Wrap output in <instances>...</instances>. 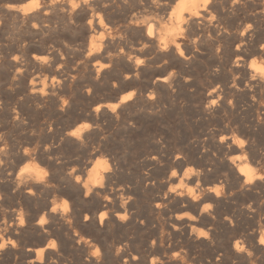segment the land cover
Returning a JSON list of instances; mask_svg holds the SVG:
<instances>
[{"label": "bare ground", "instance_id": "6f19581e", "mask_svg": "<svg viewBox=\"0 0 264 264\" xmlns=\"http://www.w3.org/2000/svg\"><path fill=\"white\" fill-rule=\"evenodd\" d=\"M133 1L137 0H75V4L80 6L74 7L73 0H44V3L39 0V6L36 0H27L18 5H10L9 9L16 10L18 15L22 16L31 32L27 41L23 39L17 43L16 51L23 53L27 46L31 47L30 44L35 43L34 38H37L50 55H27L24 60L18 54L12 59H8L10 56L2 58L0 69L3 68L4 73L0 74V86L15 90L16 94H20L36 109L50 105L61 117L67 116V120L60 128L55 125L49 129L46 127L38 130L44 135L39 144H35V139L40 134L37 136L35 131L28 129V137L23 132L25 137L33 141L34 146H17L12 149V155L16 157L13 163L12 160L9 162L12 155H6L9 154L7 145L0 142V197L12 195L25 202L26 211H29L28 208L32 211L29 215L20 209L18 217L15 216L16 211L10 213L9 217L13 221H19L15 234L31 232L38 236V239L30 244L22 242L20 236V239H0V245H7L0 248L1 263L193 264L196 260L195 264H232L238 261L248 262L254 255H260L264 260V245L259 243L260 239L264 238V232L260 238L255 239L256 236H253L252 232L242 227L245 223L254 224L260 221L262 215L264 219V180L259 179L264 176L263 29L255 30L247 26L244 28L243 24L237 26L239 23H225L222 26L221 21L215 22L212 13L210 14L215 0L210 3L207 0H138V4H133ZM126 7H130L129 11ZM122 11H125L124 14ZM258 16H264V12ZM56 18H61L69 27L79 30L77 39L81 42L80 46L86 52L88 61L84 68L68 70L65 66H53L61 61L66 51L69 52L71 43L74 42L75 46L77 41L75 39L67 43L58 36L56 50H52V46L51 49L49 47L53 43L52 40L49 48L46 47L52 37L50 34L51 37L47 40L48 32L56 29ZM254 20L256 21L255 18ZM119 24L123 25L125 30L137 32L138 35L134 39L131 35L132 40L125 39V36L122 38L117 32L114 33ZM225 35H232L231 38L235 37L239 41L229 60H213L211 63L203 61L202 67L197 66L196 63L204 60L208 50L205 47L209 44L204 47L203 42L207 43L212 39L215 43ZM187 37L191 43L184 41ZM226 38L227 36L225 40ZM212 47L214 49L215 46ZM181 52L184 54L181 55ZM252 55L258 56L261 62L247 63L244 57L247 59ZM48 58L51 59V66ZM140 60L144 63L138 64L137 61ZM34 68L38 71L37 74L33 73ZM82 69L85 70L86 76L82 74ZM46 70L54 74L51 80L47 79L52 75H48L50 77L47 79L42 77L41 73ZM103 85L113 86L106 100L96 95ZM103 88L105 89V86ZM129 95H132V98L125 101V97ZM79 98L83 100L80 101ZM185 104L191 108L188 120L197 127L196 130L192 126L198 132V136L195 135L197 138L193 136L196 140L193 141L190 134L182 138L181 135H171L182 139L179 145L171 147L167 137L156 128L148 133L149 137L147 136L152 149L143 148V156H140L143 158H139L140 161L134 170L133 166L130 168L128 160L123 159L129 167L121 161L119 154L110 152L108 146L100 140L108 126L116 131L128 133L132 138V133L140 129L139 125L146 117L157 124L156 121L160 120L169 107L175 108L176 105L181 108ZM6 105L9 108V103ZM16 111L18 110L15 109L13 119L22 123L23 112L21 109ZM84 125L88 127L85 128ZM77 130L78 137L70 135ZM141 130L145 131V128ZM139 137L136 139L139 140ZM236 141L244 143L241 145ZM96 143L99 144L98 147L94 146ZM65 146L76 150L83 148L85 151L83 156L76 153L80 157L67 159L63 156L65 151L62 153ZM119 149L122 151L123 148ZM124 152L127 153V150ZM34 159L41 161L44 171L30 165L31 163L25 165L24 162L28 163ZM21 163L25 166L21 167ZM44 173L48 175L45 176ZM252 175L256 179L248 183ZM97 181L99 183H96ZM173 189L175 191H172ZM58 197L64 201L61 199L63 202H57ZM142 213L151 217L160 213L168 215L167 218H170L172 224L167 222L172 225L176 239H167V235L166 239H154L152 236V239H128L129 233L125 235L127 239H82V234L75 238L76 234L70 230L72 225L85 223L95 229L97 236L115 228L127 232L129 223L137 224ZM122 217L124 219H121ZM21 219L23 224L20 223ZM41 220L47 223L41 224ZM198 224L208 225L210 228L222 225L230 229L231 237L224 242L210 239L212 237L206 229L197 230ZM237 226L239 230L235 229ZM78 228L80 231L79 226ZM6 229L5 227V231ZM201 233L205 235L202 236ZM236 234H242L243 239L246 237L247 246L243 239H234ZM154 235L156 236V232ZM62 236L65 239H61ZM13 243L15 247L12 246ZM52 244H55L54 248L50 247ZM237 245L244 251H239Z\"/></svg>", "mask_w": 264, "mask_h": 264}, {"label": "rangeland", "instance_id": "374dc122", "mask_svg": "<svg viewBox=\"0 0 264 264\" xmlns=\"http://www.w3.org/2000/svg\"><path fill=\"white\" fill-rule=\"evenodd\" d=\"M12 1V2H11ZM16 1H18V2H16ZM27 0H24V1H22V0H0V55H1V57H0V64L2 63L1 61L3 60V59H6V58H8L9 56V58L8 59H12L14 56H15V54H18L19 56H21V59L22 60H24V58H26L27 57V55L29 56L30 55V57H32L33 55H39V56H45V55H47L48 57H49V53H48V51L47 50H45L44 49V46H42L41 44H39V42H38V39L37 38H34L35 40H34V42L36 43L37 42V44L35 45V43H32V44H30V45H32L33 46V48H32V46L30 47V46H27L26 48H25V50H24V52L23 53H21L20 51H18V52H20V53H18L16 50H17V43H20V41H22L23 39H24V41H27V39L29 38L28 36H30V34H31V32H30V29L27 27V25H26V23L24 22V20H23V18H22V16H20V15H18V13H17V11L16 10H13V9H9V7H10V5H18V4H21V2L23 3V2H26ZM29 1V0H28ZM42 3H44V0H40ZM138 1V0H137ZM137 1H133L132 3L133 4H135ZM212 1H214V0H212ZM220 1V2H219ZM222 1V2H221ZM228 1V2H227ZM242 0H215L214 1V7L211 9V12H210V14L211 15H213V17H214V20H215V22L216 21H221V23H223L222 24V26L226 23V24H228V23H232V24H238L237 26H241L242 24V27L244 26V28L247 26L248 28H255V30L257 29H263V30H261V31H264V16H258V15H260V13H262V12H264V0H246L245 2H244V0L241 2ZM237 2V3H236ZM13 3V4H12ZM131 3V4H132ZM232 3V4H231ZM132 4V5H133ZM137 4H138V2H137ZM222 4V5H221ZM224 4V5H223ZM231 4V6H229ZM227 6L228 7H230V8H227ZM5 7V8H4ZM8 7V8H7ZM221 7V8H220ZM224 7H226V8H224ZM129 8L130 7H126V9H128V11H129ZM235 8H237V9H235ZM240 8H242V9H240ZM244 8V9H243ZM257 8V9H256ZM220 9H221V11H220ZM6 10H7V12H6ZM11 10V11H10ZM131 10L132 11H136L135 9L133 10L132 8H131ZM228 10V11H227ZM235 10V11H234ZM243 10V11H242ZM245 10H247L246 12H245ZM240 11L243 13H240ZM11 12H13V13H11ZM123 12H125V11H122L121 13L122 14H124ZM217 12V13H216ZM220 12H221V14H220ZM225 14H224V13ZM227 12H228V14H227ZM232 12V13H231ZM234 12H235V14H234ZM7 13H8V15H7ZM11 13V14H10ZM136 13V12H135ZM216 15H214V14ZM249 14V15H247V14ZM234 16H233V15ZM238 14V15H237ZM240 14H242V15H240ZM246 14V15H245ZM211 15H209V17L211 18L212 16ZM231 15V16H230ZM12 16V17H11ZM20 16V17H19ZM237 16V17H236ZM247 16V18H245ZM10 17V18H9ZM217 17V18H216ZM239 17V18H238ZM241 17V18H240ZM216 18V19H215ZM229 18V19H228ZM248 18H249V20H248ZM250 18H251V20H250ZM254 18L256 19V21L254 20ZM60 19V20H59ZM212 20H213V18H211ZM257 19H259V20H257ZM7 20V21H6ZM17 20V21H16ZM58 20V22H56V21ZM54 20V25L56 26V29H55V31L53 30V32H48V34H47V40L49 39V37H51L50 39H49V41H48V44H47V48H49L50 47V49H51V46H52V50H56L57 49V43L59 42V39L61 40V39H65L66 40V42L67 43H70V41L72 42L73 40H75V39H77L78 38V36L79 35H77V34H79V30L78 29H75L74 27H69V25L67 24V22H63V20L61 19V18H56ZM225 20V21H224ZM3 21V22H2ZM6 21V22H5ZM18 21H19V23H18ZM23 21V22H22ZM254 21H255V23H254ZM259 21L261 22V23H259ZM14 22V23H13ZM214 22V21H213ZM235 22V23H234ZM237 22V23H236ZM244 22V23H243ZM71 23V22H70ZM13 24V25H12ZM61 24V25H60ZM67 24V25H66ZM241 24V25H240ZM247 24V25H246ZM252 24V25H251ZM254 24V25H253ZM259 24V25H258ZM59 25V26H58ZM63 25V26H62ZM255 25H257V26H255ZM24 26V27H23ZM249 26H251V27H249ZM255 26V27H254ZM120 27V28H119ZM257 27V28H256ZM123 28V29H122ZM67 29V30H66ZM18 30V31H17ZM26 30V31H25ZM124 31H126V32H124ZM26 32H27V36H26ZM117 32V34L118 35H120L122 38H124V36L126 37L125 39H130V40H132V38L134 39V37H136L138 34H137V32H134V31H131V30H125V28L123 27V25H121V24H119L118 25V28H117V30H115L114 31V33H116ZM53 33V34H52ZM55 33H56V35H55ZM63 33V34H62ZM69 33V34H68ZM75 33V34H74ZM125 33V34H124ZM130 33H132V34H130ZM134 33V34H133ZM7 34V35H6ZM50 34H51V36H50ZM128 35V37H127V35ZM123 35V36H122ZM132 35V38L130 37ZM23 36H25V37H23ZM60 38H59V37ZM77 36V37H76ZM227 36V38H226V40H225V37ZM229 36H230V39H229ZM14 37V38H13ZM57 37V38H56ZM67 37V38H66ZM232 37V35H225V36H223L222 38H221V40H219L218 42H213V40L211 39V40H209V41H207V43H206V41H205V43L203 42V44H204V47L207 45V44H209V45H207L205 48L206 49H208L207 51H206V54L204 55L205 56V58L203 57V59L204 60H202L201 62H199V63H196L197 64V66H199V67H202L204 64V62H208V63H211V62H213V60H214V62H216V61H220V62H225V61H228L229 60V56L230 55H232V50L235 48V47H237V45H239V41L238 40H236L235 39V37L234 38H231ZM26 38V39H25ZM54 38V39H53ZM59 38V39H58ZM13 39V40H12ZM15 39V40H14ZM68 39V40H67ZM7 40H11L10 42L9 41H7ZM50 40H52L53 41V43H51V41ZM185 42L187 41V43H191L190 41V38H186L185 40H184ZM223 42V43H219V42ZM235 41V42H234ZM14 42V43H13ZM57 42V43H56ZM212 42V43H211ZM229 42H230V44H229ZM7 43H9V44H7ZM51 43V44H50ZM57 45H56V44ZM80 43L81 42H79V40L77 39V41H76V43H75V46H74V42L73 43H71L72 45L70 46V50H69V52L68 51H66L65 52V54H63L62 55V59H61V63L62 64H60V62L58 63V64H55V65H53L54 67H56V65L57 66H59V65H61L62 67L63 66H65V69H68V70H73V68L74 69H77L78 67H80V68H84L83 66L84 65H86V64H88V61H87V57L85 56L86 55V52H84L83 50V48H82V46H80ZM233 45H232V44ZM15 44V45H14ZM49 44H50V46H49ZM53 44H55V45H53ZM220 44H221V46H220ZM223 44H225L227 47H229V46H234V47H229V48H227L225 45H223ZM228 44V45H227ZM236 44V45H235ZM8 45H10V47H8L7 48V46ZM14 46L13 48H12V46ZM39 45H41V46H39ZM49 46V47H48ZM74 46V47H73ZM212 46H215L214 47V49L216 48V50H214L213 49V47ZM220 46V47H219ZM53 47H54V49H53ZM56 47V48H55ZM210 47V48H209ZM218 47V48H217ZM37 48V49H36ZM225 48V49H224ZM4 49V50H3ZM9 49H10V51H9ZM14 49H15V51H14ZM34 49H36V50H34ZM218 49V50H217ZM26 50H28V51H26ZM42 50H44V51H42ZM76 50V51H75ZM226 50V51H225ZM228 50V51H227ZM230 50V51H229ZM6 51V52H5ZM73 51V52H72ZM210 53H209V52ZM11 52V53H10ZM13 52V53H12ZM17 52V53H16ZM41 52H43V54L41 53ZM76 52V54H74ZM84 52V53H83ZM208 52V53H207ZM218 52H220V53H218ZM7 53V54H6ZM10 53V54H9ZM27 53V54H26ZM30 53H32V54H30ZM34 53V54H33ZM48 53V54H47ZM82 53V54H81ZM219 54V56H216V55H218ZM8 55V56H6V55ZM41 54V55H40ZM66 54H68V55H66ZM76 55V56H74V55ZM207 54H209V56L207 55ZM214 54V55H213ZM227 54V55H226ZM3 55H5V56H3ZM32 55V56H31ZM82 55H84V56H82ZM3 56V57H2ZM66 56V57H65ZM68 56V57H67ZM209 58H208V57ZM216 56V57H215ZM73 57V58H72ZM86 57V58H85ZM211 57V58H210ZM252 57H253V59H252ZM3 58V59H2ZM208 58V59H207ZM227 58H228V60H227ZM258 60H257V59ZM2 59V60H1ZM74 59V60H73ZM205 59H206V61H205ZM211 59V60H210ZM244 59H245V61L247 62V63H249L250 61L251 62H257V63H260L261 62V59L257 56H254V55H252V56H250V57H247V59H246V57H244ZM252 59V60H251ZM50 58H48V63L50 62ZM68 60V61H67ZM82 60V61H81ZM64 61V62H63ZM74 61H76L75 63H74ZM78 61V62H77ZM81 61V62H80ZM84 61V62H83ZM204 61V62H203ZM249 61V62H248ZM68 62V63H67ZM63 63L65 64V65H63ZM70 63V64H69ZM201 63V64H200ZM50 64V66H51V62L49 63ZM69 65V67H68V65ZM73 64V65H72ZM77 64H79V65H77ZM91 63H89V65H90ZM47 66H49L48 64H47ZM49 66V67H50ZM67 66V67H66ZM71 68V69H70ZM35 70V71H34ZM3 71V72H2ZM32 71H33V73L34 74H37V70L34 68V69H32ZM84 72V73H83ZM4 73V69L2 68V69H0V74H3ZM45 73V74H44ZM48 73V74H47ZM44 74V75H43ZM82 74L83 75H85L86 76V74H85V70L84 69H82ZM41 75H42V77L44 78V77H46V79L48 78V77H50L51 75V77L50 78H48L47 80H51V78L54 76V74L52 73V72H50L49 70H46V71H44V72H42L41 73ZM48 75H50V76H48ZM105 86V89L103 88ZM3 89H4V91H3ZM102 89H104L103 91H102ZM113 89V86L112 85H103L99 90H98V92H97V94L96 95H99V96H101L102 97V100H106L105 98H107V95L111 92V90ZM8 90H10V91H8ZM108 91V92H107ZM3 96H6V98L5 97H3ZM11 98H10V97ZM18 96V97H17ZM22 96L19 94H16V92H15V90H11V89H9L7 86L6 87H3V86H0V142L2 143H4L5 145H7L6 146V148H7V153H9V154H6L7 156L9 155V156H11L13 153H12V149H14L15 147H17V146H21V147H25V146H28L29 145V147H33L34 146V143L32 144V140H30V138L28 139V137H30V135L27 133V131H28V129H30V130H33V132L34 133H36L37 134V136H38V134H40V130L41 129H43V128H46V129H49L50 127H55V125L57 126V127H62L64 124H65V122H66V120H67V116H60V114L58 113V111L57 110H55L54 108H52L50 105H45V106H40V108L39 107H37V109H36V107H34V105L33 104H31L30 102L28 103V101H26L25 99H23V97L21 98ZM10 98V99H9ZM15 99V100H14ZM81 99V100H80ZM9 100H13L12 102H13V105H12V103H11V101H9ZM19 100V101H18ZM79 100L80 101H82L83 99L82 98H79ZM2 101V102H1ZM3 102H4V104H3ZM9 103V108H8V105H6V104H8ZM22 102H23V104H22ZM15 103V104H14ZM10 104L12 105V106H10ZM4 105V106H3ZM13 106H14V108H13ZM50 106V107H49ZM184 105H182L181 106V108L179 107H177L176 105H175V108H174V106L173 107H169L168 108V110L160 117V120H161V122H160V120L158 119V121H156V122H158L157 124L156 123H154L153 121H151V120H149V118L148 117H146V116H143V118H145V120H142L143 122L140 124V125H143V124H145L146 123V125H143L142 127L139 125V128L140 129H138L137 131H135L134 133H132V138H130L128 135V133H125V132H123V131H121L120 130V132H119V130L118 131H116L113 127H109L108 126V128L110 129V131H109V129L107 128L105 131H104V134L105 133H108V134H106V135H102L100 138V140H102V143L105 145V146H108V150L110 151V152H112V153H116V154H121L120 156L118 155V157L121 159V161H124L125 162V160H128L127 161V163H129V164H131V166H130V168H132V166H133V170H134V168L136 167V164L138 163V161H140V159L139 158H141L140 156H143V153H144V150L146 149V148H148L149 150L150 149H152L151 148V143L149 144L148 143V140H149V138H147V136L149 137V134L153 131V130H155L156 128H157V130L159 131V132H162L163 133V136L164 137H167V140H168V143L170 144V146L171 147H174L175 145H179L181 142H182V139H176L174 136H172L171 137V135H181L180 137L182 138L183 136H190V135H192V139H193V141H195L196 139L194 138V137H196V136H198V132L196 131L197 130V127L194 125L193 126V124L190 122V120H188L189 119V117L188 116H190V113H191V108H189L190 106L189 105H187V104H185V106L183 107ZM186 106H188V108H186ZM7 107V108H6ZM17 107V108H16ZM35 109V111L37 112H35L34 111V109ZM41 107H43V109L41 108ZM177 107V108H176ZM32 108V109H31ZM15 109L16 110H22V112H23V121H22V123H20V122H17V121H14V114H15ZM43 111H45V112H43ZM44 109H46L47 110V112H46V110H44ZM52 109V110H51ZM53 109H54V111H53ZM171 109V110H170ZM179 109V110H178ZM184 109V110H183ZM189 111H187V110ZM190 109V110H189ZM30 111V113H29V111ZM40 110H41V112H40ZM183 112H182V111ZM14 111V112H13ZM18 111H16V112H18ZM57 111V112H56ZM168 112V113H167ZM185 112H186V115H185ZM2 113V114H1ZM44 113V114H43ZM50 113V114H49ZM54 113V114H53ZM57 113V114H56ZM183 115H182V114ZM40 114V115H39ZM170 114V115H169ZM172 114H174V116L172 115ZM179 114V115H178ZM8 115V116H7ZM29 115V116H28ZM47 115V116H46ZM52 115V116H51ZM72 115V114H71ZM172 115V116H171ZM50 116V117H49ZM57 116V117H56ZM169 116H171V117H169ZM182 116V117H181ZM35 117V118H34ZM188 117V118H187ZM37 118H38V120H37ZM57 118V119H56ZM142 118V119H143ZM164 118V119H163ZM175 120H174V119ZM185 120H184V119ZM7 119H9V120H7ZM25 119V120H24ZM178 119V120H177ZM183 119V120H182ZM4 120H5V122L7 123V121H8V123L7 124H5V122H4ZM40 120V121H39ZM162 120H164V121H162ZM181 120V121H180ZM13 121H14V123H13ZM46 121V122H45ZM48 121V122H47ZM52 121H53V124H52ZM148 121V122H147ZM151 123H150V122ZM188 121H189V123H188ZM15 122H16V124H15ZM42 122V123H41ZM51 124H50V123ZM160 122V123H159ZM172 122V123H171ZM3 123V124H2ZM45 123V124H44ZM147 123H149V124H147ZM163 125H162V124ZM178 123V124H177ZM183 123V124H182ZM13 124V125H12ZM20 124H22V125H20ZM159 124H160V126H162V127H160L159 126ZM61 125V126H60ZM152 127V128H149L150 126ZM6 126H7V128H6ZM11 126V127H10ZM25 126V127H24ZM29 127V128H27L26 129V127ZM172 126V127H171ZM188 126V127H187ZM196 129V130H194L193 129V127ZM10 129H9V128ZM15 127V128H14ZM17 127H18V129L19 130H17ZM149 129H148V128ZM160 127V128H159ZM175 127V128H174ZM143 128H145V131H143V130H141V129H143ZM147 128V129H146ZM163 128V129H162ZM185 130H183V129ZM4 129V130H3ZM26 131H25V130ZM35 129V130H34ZM150 129H151V131H150ZM160 129H162V131H160ZM181 129V130H180ZM186 129H188V130H186ZM23 130V131H22ZM39 130V131H38ZM115 132H114V131ZM148 130V131H147ZM173 130H175V132L173 131ZM195 132H194V131ZM2 131H3V133H2ZM21 131V132H20ZM39 133H38V132ZM166 131V132H165ZM171 133H170V132ZM188 131H190V132H188ZM193 133H192V132ZM5 132V133H4ZM26 133L25 134V136H28V137H25L24 136V133ZM112 132H114V133H112ZM117 132V133H116ZM144 132V133H143ZM147 134H146V133ZM178 134H177V133ZM186 132V133H185ZM2 133V134H1ZM112 133V134H111ZM124 133V134H123ZM137 135H136V134ZM142 134V135H140V134ZM149 133V134H148ZM174 133V134H173ZM180 133V134H179ZM187 133H188V135H187ZM6 136H5V135ZM20 134V135H19ZM42 134V133H41ZM40 134V136L37 138V139H35V144H39V143H41L40 141H42L43 139H44V135L42 134L41 135ZM111 134V135H110ZM117 134V135H116ZM120 134H122V135H120ZM126 134V135H125ZM170 134V135H169ZM190 134V135H189ZM194 134V135H193ZM197 134V135H196ZM1 135H2V137H1ZM125 135V136H124ZM135 135V136H134ZM145 135V136H144ZM196 135V136H195ZM7 136H8V138H7ZM16 136H18V137H16ZM106 136H108V138L106 137ZM126 138H129L128 140H129V142H128V140L127 139H125L124 137ZM139 136H141V138L139 137V140H137L138 139V137ZM194 136V137H193ZM6 137V138H5ZM19 137H21L22 139L20 140V138ZM43 137V138H42ZM112 137V138H111ZM121 137V138H120ZM123 137V138H122ZM11 138H14V139H11ZM15 138H18V139H15ZM104 138V139H103ZM115 138V139H114ZM137 138V139H136ZM145 138V139H144ZM175 139V141H174V139ZM197 138V137H196ZM10 139V140H9ZM24 139V140H23ZM117 139V140H116ZM134 139V140H133ZM136 139V140H135ZM141 139V140H140ZM195 139V140H194ZM6 140V141H5ZM11 140H14V141H12L11 142ZM23 140V141H22ZM172 140V141H171ZM9 141V142H8ZM25 141V142H24ZM28 141V142H27ZM135 143H134V142ZM138 141V142H137ZM142 141V142H141ZM145 141H147V142H145ZM180 141V142H179ZM23 142V143H22ZM37 142V143H36ZM120 142V143H119ZM174 142V143H173ZM31 143V144H30ZM97 143H99L98 141H97ZM97 143L96 144H94V146L95 147H98V145H97ZM139 143V144H138ZM107 144V145H106ZM111 144V145H110ZM114 144H117L116 146L118 147V148H116V146L114 145ZM119 144H120V147H119ZM122 144V145H121ZM127 144V145H126ZM141 144H144V145H141ZM149 144V145H148ZM172 144V145H171ZM174 144V145H173ZM32 145V146H31ZM135 145V146H134ZM115 147V148H112V147ZM123 146V147H122ZM130 146L133 148H130ZM145 146V147H144ZM147 146H149V147H147ZM68 148V150L69 151H71V152H69L68 150H67V148ZM111 148V149H110ZM119 148H123V149H125V150H123L122 149V151H120V149ZM137 148V149H136ZM141 148V149H140ZM143 148H145L144 150H143ZM66 149V150H65ZM113 149V150H112ZM115 149H117V151H115L114 152V150ZM132 149V150H131ZM134 149H135V151H134ZM74 150V151H73ZM79 150V151H78ZM127 150V153L126 152H124V151H126ZM142 150V151H141ZM63 151H65L64 153H63ZM78 151V152H77ZM83 151V152H82ZM84 151H85V149H83V148H79V149H75V148H72V147H69V146H65V148L64 149H62V153L64 154H62L64 157H66L67 159L68 158H70V159H74V158H78V157H80V156H78V154L80 155L81 154V156H83V153H84ZM137 151V152H136ZM140 151V152H139ZM11 152V153H10ZM74 152H75V154L76 153H78V154H74ZM121 152V153H120ZM133 152V153H132ZM137 153V154H136ZM133 156L132 158H131V155ZM137 156H136V155ZM74 155V156H73ZM123 156V157H122ZM124 156H126V157H124ZM12 157H13V159H12ZM12 157H10L9 158V162L11 161V163H13V161H15L16 160V157H14L13 155H12ZM74 157V158H73ZM127 158V159H126ZM143 158V157H142ZM141 158V159H142ZM123 159H125V160H123ZM133 160V161H132ZM33 161H35L34 163H33ZM33 161H31L30 160V162H24L25 163V165H28V164H30V165H34V166H37L38 168H40L41 170H45L44 169V165L41 163V161H39V160H33ZM38 162V163H37ZM24 163H21V167H23V166H25V165H23ZM37 163V164H36ZM126 163V162H125ZM127 163H126V166H128L127 165ZM39 164H40V166H39ZM42 164V165H41ZM133 164H135V166L133 165ZM41 166H43V167H41ZM129 167V166H128ZM10 196V197H9ZM9 196H1L0 197V232H2V233H0V239H2V238H4V239H16L18 236H20V238H22L21 239V241L22 242H24V243H28V244H30V243H33L36 239H38V236L37 235H35V234H33V233H31V232H25V233H18L19 235H17V234H15V232H16V224L19 222L18 220H15L14 219V221H13V219H11L10 217H9V215H10V213H12L13 211H16V213H15V216L16 217H18V213H19V210L20 209H22V210H24L25 211V213H27V214H31L32 213V211L28 208V210L30 211H26V205H25V202L23 201V200H21V199H17V198H15V197H13L12 195H9ZM14 199V200H13ZM64 201V199L63 198H61V197H58L57 198V202H63L62 200ZM8 200V201H7ZM2 201H4V202H2ZM10 202V203H9ZM14 202H16V203H14ZM7 204V206L8 207H6V204ZM12 203V204H11ZM17 203H19V204H17ZM24 203V204H23ZM11 204V205H10ZM4 205V206H3ZM2 206V207H1ZM11 206V207H10ZM14 206V207H13ZM20 206V207H19ZM22 206V207H21ZM6 207V208H5ZM11 209H10V208ZM3 208V209H2ZM13 209H15V210H13ZM3 210V211H2ZM10 210V211H9ZM3 214V215H2ZM162 215V216H161ZM148 216H150V215H147V214H145V213H142V217H141V219H139V221L137 222V224H134V223H132L131 222V224L129 223V229H128V231L126 232V231H124V230H122V229H117V228H115V229H110L109 231H107V233L106 232H104V233H102V235L100 236H97V235H95V229L93 230V229H91V226L90 225H87V224H85V223H81V224H79V225H72L73 227H71L70 228V230L72 231V233H75L76 234V237L75 238H77V236H78V238H79V235H81L80 237L82 238V239H105L106 237V239H114V238H116V239H127L126 237L127 236H130V237H128V239H136V237H138L139 239H141V238H143V239H146V238H148V239H152V237H155L154 239H166V235H167V239L169 238V239H176L175 237H174V233L172 232L173 231V229H172V225H169L168 224V222L170 221V218L168 217L167 218V216L168 215H166V214H157V215H155L152 219L150 218V217H148ZM158 216V217H157ZM162 217H163V219H162ZM167 219H166V218ZM15 218V217H14ZM148 218H150V219H148ZM156 218H157V220H156ZM8 219V220H7ZM12 221V222H14V223H12L10 220ZM159 219H161V220H159ZM150 220V221H149ZM154 220H156V222H157V224H155L156 222L154 221ZM260 221H257V222H254V224H252V222H249V223H245L242 227L245 229V230H248L249 232H252L253 233V236H256L255 237V239H258V238H260V236L262 235V233L264 232V231H262L263 229H264V219H263V215L260 217V219H259ZM7 221V222H6ZM142 221V224H140V222ZM154 223H153V222ZM159 221H160V223H159ZM162 221V222H161ZM168 221V222H167ZM16 222V223H15ZM144 222V223H143ZM147 222V223H146ZM12 223V224H11ZM151 223V224H150ZM164 223V224H163ZM258 223H259V225L261 226H259L258 225ZM261 223H262V225H261ZM6 224H8V225H6ZM83 224V225H82ZM85 224V225H84ZM138 224H140V225H138ZM145 224V225H144ZM146 224H148V225H146ZM161 224V225H160ZM166 224V226H164ZM170 224H172V221H170ZM249 224V225H248ZM251 224V225H250ZM2 225V226H1ZM136 225V226H135ZM150 225V226H149ZM155 225V226H154ZM202 225V227H200ZM198 224V227H197V230H201V231H206L207 230V232H209V236L210 237H212V238H210V239H216V240H218V241H220V242H224L226 239H228V238H230L231 237V231H230V229H227V228H225L224 226H222V225H217V226H215L213 229L212 228H210L208 225H203V224ZM246 225V226H245ZM255 227H254V226ZM11 226V227H10ZM78 226L80 227V231H79V228H78ZM84 226V228H82V227ZM134 226V227H133ZM141 226V227H140ZM146 229H144L143 227ZM158 226V227H157ZM161 226H162V228H161ZM169 226V227H168ZM204 226H206L205 228H203ZM253 226V227H252ZM5 227L7 228L6 229V231H5ZM75 227H77V228H75ZM168 227V229L166 230V228ZM200 227V228H199ZM248 227V228H247ZM4 228V229H3ZM10 228V229H9ZM75 228V229H74ZM86 228V229H85ZM149 228V229H148ZM159 228V229H158ZM208 228H210V229H208ZM219 228V229H218ZM253 228V229H252ZM76 229H78V230H76ZM83 229V230H82ZM87 229H89L88 231H87ZM91 229V230H90ZM137 229H138V231H137ZM157 229V230H156ZM204 229V230H203ZM206 229V230H205ZM218 229V230H217ZM236 230L238 229H240L238 226L235 228ZM260 229H261V231H260ZM9 230L11 231V232H9ZM113 230H114V232H113ZM118 232H117V231ZM131 230V231H130ZM141 230V231H140ZM148 230H151V231H149L148 232ZM155 230V231H154ZM209 230V231H208ZM221 230V231H220ZM251 230V231H250ZM83 231V232H82ZM94 231V232H93ZM111 231V232H110ZM138 233H136V232ZM168 231H170V232H168ZM220 231V232H219ZM257 231V232H256ZM6 232H9V233H6ZM13 232H14V234H13ZM80 232V234H78ZM89 232V233H88ZM93 232V233H92ZM113 232V233H112ZM141 232V233H140ZM150 232L152 233V234H150ZM155 232H156V236L154 235L155 234ZM211 232H213V233H211ZM255 232V233H254ZM83 233H85V234H83ZM87 233H88V235H87ZM109 233V234H108ZM118 233H120V234H118ZM127 233H129L128 235H127ZM131 233V234H130ZM157 233H158V235H157ZM167 233V234H166ZM221 233V234H220ZM260 233V234H259ZM1 234H3V235H1ZM10 234H11V236H10ZM114 234V235H113ZM121 234H122V236H121ZM124 234V235H123ZM136 234V235H135ZM144 234V235H143ZM146 234H148V236L146 235ZM170 234V235H169ZM257 234V235H256ZM91 235H92V237H91ZM104 235H105V237H104ZM125 235H127V236H125ZM134 237H133V236ZM161 235H163V236H161ZM226 235V236H225ZM9 236V237H8ZM15 236V237H14ZM97 236V237H96ZM103 236V237H102ZM114 236V237H113ZM117 236V237H116ZM124 236V237H123ZM140 236V237H139ZM142 236V237H141ZM144 236V237H143ZM147 236V237H146ZM152 236V237H151ZM169 236V237H168ZM24 237V238H23ZM34 237V238H33ZM85 237H87V238H85ZM214 237V238H213ZM19 237H18V239H20ZM55 239H58V238H55ZM61 239H65V237H61ZM178 239V238H177ZM234 239H243V235L242 234H236V236L234 237ZM26 240V241H25ZM245 242V245L247 246V240H246V237H244V239H243ZM17 246H19L18 244H17ZM254 256H256V258H254ZM254 256H252V258H251V260H249L248 262H241V261H238V262H235V263H232V264H264V260H263V258H261V256L260 255H254ZM258 256V257H257ZM258 258H259V260H258ZM261 259V260H260ZM253 260V261H252ZM258 260V261H257ZM16 264V263H13V262H9V261H3V263H1L0 262V264ZM195 263H197L196 262V260H194L193 261V264H195ZM230 264V263H229Z\"/></svg>", "mask_w": 264, "mask_h": 264}, {"label": "snow or ice", "instance_id": "6c2138e0", "mask_svg": "<svg viewBox=\"0 0 264 264\" xmlns=\"http://www.w3.org/2000/svg\"><path fill=\"white\" fill-rule=\"evenodd\" d=\"M207 2L210 3L211 0H207ZM36 3L39 6V0H36ZM73 4H74V7H79L80 6V5H76L75 4V0H73ZM249 27H251V26H249ZM150 35H151V33H150ZM180 54L183 55L184 53L181 52ZM137 63L138 64H143L144 61L140 60V61H137ZM132 95H134V94H132ZM132 95L126 96L125 97V101L130 100L132 98ZM213 103H215V101H213ZM97 110H99V109H97ZM83 127L87 128L88 126L87 125H84ZM70 135L73 136V137H78L79 136V130L72 132ZM236 142L239 143V144H241V145H243V143H244L243 141H236ZM25 171H27V169H25ZM44 175L46 176L48 174L47 173H44ZM173 175H176V173H173ZM40 179H41V181H43V176H41ZM254 179H256V177L254 175L250 176L249 177V180H248V183H252ZM259 179L260 180H264V176L259 177ZM77 182H79V181H77ZM96 183H99V182L97 181ZM101 186H103V185H101ZM172 191H175V189H173ZM65 209L67 210V204H65ZM53 211H55V209H53ZM86 219H88V218L86 217ZM121 219H124V218L122 217ZM20 223L21 224L24 223L23 219H21ZM45 223H47V221L41 220V224H45ZM201 235L203 236L205 234L204 233H201ZM9 243H11V242H9ZM259 243L261 245H264V239L261 238L260 241H259ZM6 246H7L6 244L5 245H0V248H4ZM12 246L15 247V244L13 243ZM50 247L54 248L55 247V244L50 245ZM237 248L241 252L244 251L242 248H239V245H237ZM98 253H99V250H97V253L96 254H98ZM249 255H250V253H249Z\"/></svg>", "mask_w": 264, "mask_h": 264}, {"label": "clouds", "instance_id": "9594fccd", "mask_svg": "<svg viewBox=\"0 0 264 264\" xmlns=\"http://www.w3.org/2000/svg\"><path fill=\"white\" fill-rule=\"evenodd\" d=\"M262 239H264V238H262Z\"/></svg>", "mask_w": 264, "mask_h": 264}]
</instances>
